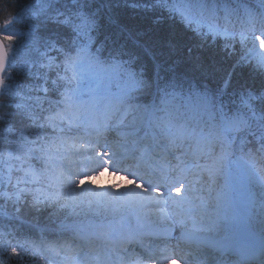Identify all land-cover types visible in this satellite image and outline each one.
Masks as SVG:
<instances>
[{
  "label": "snow or ice",
  "instance_id": "snow-or-ice-1",
  "mask_svg": "<svg viewBox=\"0 0 264 264\" xmlns=\"http://www.w3.org/2000/svg\"><path fill=\"white\" fill-rule=\"evenodd\" d=\"M129 6L179 15L194 49L177 56L164 38L180 64L149 59L105 31L95 0H26L0 21V205L13 209L0 226V264H231L224 257L233 250L217 241L239 218L227 210L232 197L203 193L232 157L245 160L264 193V0L223 12L191 0ZM217 56L232 61L229 87H210ZM180 68L188 71L176 75ZM249 71L252 82L231 89L232 75ZM84 80L103 91L90 88L85 99ZM153 91L154 103L137 102ZM67 135L75 159L54 157ZM106 172L129 186L95 184ZM253 187L249 177L252 197ZM41 213L63 244L29 246L12 224ZM125 213L149 223L125 231Z\"/></svg>",
  "mask_w": 264,
  "mask_h": 264
},
{
  "label": "trees",
  "instance_id": "trees-1",
  "mask_svg": "<svg viewBox=\"0 0 264 264\" xmlns=\"http://www.w3.org/2000/svg\"><path fill=\"white\" fill-rule=\"evenodd\" d=\"M131 2L132 0H95V4L99 9V15L106 21L105 31L112 33L118 40L127 44L128 48L135 47L137 50L142 49L141 55L146 52L149 59L156 57L165 64H170L175 60L179 65L180 61L176 59V56H170L166 51L163 40L164 38L173 39L178 49L176 55H184L187 49H194L196 43L197 38L192 30L186 27L179 15L170 12L167 8L160 7L149 11L144 7H130L129 4ZM135 2L143 5L150 3V0H135ZM181 2H184V0H181ZM191 2L218 5L219 12H223L226 4H236L238 0H191ZM25 3L26 0H0V10L3 11V15H0V21H2L3 16L18 10L23 7ZM9 5H11V7H9ZM223 38V36L220 37V39ZM186 71H188V69L180 68L177 70L176 75H182ZM231 71L232 61L226 60L222 56H217L215 58V66L209 68V72L211 73L210 87H229L226 80L230 76ZM250 77V71L246 72L243 76L238 73L232 75L231 89L238 88L242 83L252 82ZM81 87L86 94L84 97L85 99L88 98L87 93L90 88L93 90H100L101 92L103 91L102 83L99 81L93 83L92 81L84 80L81 82ZM155 100L156 94L155 91H153L151 95L145 94L137 102L141 105H147L154 103ZM73 139L71 135H67L62 138V141L57 140L52 151L53 156L55 157L57 154H62L64 157L71 159L73 153ZM228 161L233 163L236 161H243L245 163V160L239 157H232L228 159ZM215 181L217 182L216 185H218L219 190L224 189L223 173L217 175ZM252 184L254 186L253 190L259 193L260 182L257 176L255 179L252 178ZM37 187H40V185H37ZM44 187L47 189V183L44 184ZM259 195H264V193H259ZM259 195H255L256 206L253 209V217L249 221L250 228L253 231H263L262 229L264 226V201L259 198ZM219 208L221 210L222 206L219 205ZM12 212L13 209L10 204L6 208L0 205V226L6 223V221L2 219L3 216L11 215ZM85 212L87 213L88 210L85 209ZM93 215V213H88L87 218L92 219ZM107 215L110 217L113 216L112 213H107ZM61 219H63V217H61ZM68 222H70V220ZM12 224L20 230L21 235L28 237L29 246H31L32 243L39 245L42 241L46 244L58 245L63 244L67 239V237L59 234H53L54 229L46 213H41L35 218L27 217L22 224L17 221H13ZM225 225L223 228H225ZM261 235L264 237V232Z\"/></svg>",
  "mask_w": 264,
  "mask_h": 264
},
{
  "label": "rangeland",
  "instance_id": "rangeland-1",
  "mask_svg": "<svg viewBox=\"0 0 264 264\" xmlns=\"http://www.w3.org/2000/svg\"><path fill=\"white\" fill-rule=\"evenodd\" d=\"M73 143L74 139L72 140V150L73 149ZM72 151V152H73ZM71 159H75V157H71ZM244 177L245 179L242 182L237 181V177ZM223 177H224V189L219 190L217 182L215 181L214 184H211L208 189L204 190V195L211 201H214L216 198L217 193H228L232 197V205L231 209H227V205H225L223 202H221L220 206L221 213H223L226 209L231 213L232 210H235V212L238 214V219L235 222H230L225 226L226 232L238 233L240 230H242L244 227L247 226L249 220L253 217V209L256 206V199L255 196H250L247 191V182L248 178L251 177L255 179L256 175L253 173L252 169L249 168L243 161H236V162H229L228 160L225 161L224 165V171H223ZM106 182H101L105 181ZM95 184L99 185L102 188H108L112 183H116L121 186V188H126L129 186V180L120 178L111 175V172H106L104 175L97 177V179L94 181ZM200 193H196V195H199ZM153 219L155 217L153 216ZM121 222L124 225L125 231L130 230H136L137 232L145 227L149 221L147 219H144L142 217H137L136 215H133L131 213H125L122 217H120ZM264 231V226L263 229ZM233 235V237H234ZM237 236V234H236ZM233 238L231 237L230 240H224L221 243L217 241L218 246L222 248H233L234 243H231V240ZM208 242V241H206ZM130 250H136L134 245H128ZM263 248V247H262ZM233 250V249H232ZM233 252V251H232ZM264 252H261L258 257V263L257 260L253 264H260V257L261 254ZM63 256V253H61V257ZM225 261H227V258L224 257ZM229 261V260H228ZM232 263H235L233 260ZM243 261H241L242 264ZM247 264V263H243ZM249 264V263H248Z\"/></svg>",
  "mask_w": 264,
  "mask_h": 264
},
{
  "label": "water",
  "instance_id": "water-1",
  "mask_svg": "<svg viewBox=\"0 0 264 264\" xmlns=\"http://www.w3.org/2000/svg\"><path fill=\"white\" fill-rule=\"evenodd\" d=\"M0 68H2V61H0ZM242 241H248L249 240V235L247 233H244V235H240Z\"/></svg>",
  "mask_w": 264,
  "mask_h": 264
},
{
  "label": "clouds",
  "instance_id": "clouds-1",
  "mask_svg": "<svg viewBox=\"0 0 264 264\" xmlns=\"http://www.w3.org/2000/svg\"><path fill=\"white\" fill-rule=\"evenodd\" d=\"M101 182H102V183H103V182H106V180H105V181H101Z\"/></svg>",
  "mask_w": 264,
  "mask_h": 264
}]
</instances>
